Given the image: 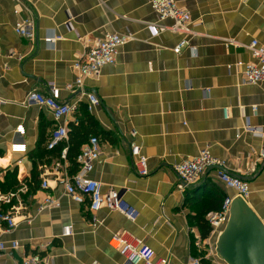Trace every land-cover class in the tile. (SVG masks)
<instances>
[{
    "label": "crops",
    "instance_id": "obj_1",
    "mask_svg": "<svg viewBox=\"0 0 264 264\" xmlns=\"http://www.w3.org/2000/svg\"><path fill=\"white\" fill-rule=\"evenodd\" d=\"M177 3L192 16L187 32L172 31L174 21H161L151 0H0V190L11 189L10 180L31 183L35 174L39 185L44 174L55 180V166L70 146L72 125L81 122L88 132L83 142L95 136L102 150L90 177L104 191L120 190L134 217L107 208L94 214L59 187L38 189L27 197L33 223H23L5 237L19 240L22 247L0 258V264H21L28 254L41 255L46 264H124L129 254L113 248L111 241L126 234L144 241L156 260L168 264H188L201 253H210L212 264L222 263L215 249L228 221L204 239L195 218L236 192L213 171L185 191L177 188L176 165L206 147L225 162L229 173L249 183L246 201L264 223V160H259L264 152V82L244 84L236 66L254 62L245 48L253 40L264 45V0ZM27 18L36 21L34 41L15 32L16 23ZM150 24L160 26L158 36L152 35ZM108 33H131L133 40L99 80L86 81V89L100 100L89 111L87 98L66 86L75 80V60ZM54 36L61 38L55 46L45 43ZM52 84L59 101L78 102L79 108L69 118V140L48 151L57 122L48 109L24 103L31 91L47 93ZM248 122L261 133L248 131ZM134 140L149 159L151 174L146 178L133 164ZM14 144H25L28 153H12ZM66 164L70 173L77 171L72 159ZM47 194L60 198L61 207L40 214L39 203ZM66 226H72L71 236H63Z\"/></svg>",
    "mask_w": 264,
    "mask_h": 264
},
{
    "label": "built area",
    "instance_id": "obj_2",
    "mask_svg": "<svg viewBox=\"0 0 264 264\" xmlns=\"http://www.w3.org/2000/svg\"><path fill=\"white\" fill-rule=\"evenodd\" d=\"M151 6L157 13L160 20L171 19L174 32H187L193 25L192 16L184 8L179 7L177 0H151ZM16 13H19L17 10ZM152 35L158 36L161 32L160 26L149 25ZM15 32L28 41L36 39V21L33 18L20 20L16 23ZM61 40L60 37H49L45 43L50 46ZM133 40L131 33L119 34L108 33L104 38L93 46H87L83 54L75 60L72 69L75 73V80L66 86V90L72 94H79L81 98H87L89 111H92L100 104L96 94L86 89L87 80H99L102 71L107 66H114L118 61L120 49ZM226 45H235L233 40H224ZM184 43L175 49V53L181 52ZM252 55L254 62H238L236 66L241 70L243 83L246 85H258L264 82V45L253 40L245 47ZM58 89L55 85L50 86L47 93L33 90L26 99L25 105H36L48 109L53 115L57 125L51 132L46 144L48 151H53L69 140L70 128L69 118L74 115L79 108L78 102L65 103L57 99ZM209 94V90H207ZM81 100V99H80ZM257 110V108H253ZM246 129L256 133H261L258 128H253L247 124ZM135 138L136 133L132 134ZM131 155L136 172L140 177L146 178L151 174L149 159L142 154L141 146L134 140L130 144ZM11 152L16 154H27L28 148L25 144H14ZM102 155L99 139L95 136L89 138L80 149L75 159L77 171L69 172L68 148L61 153V161L55 166V180H49L44 174L39 191H54L58 187L63 189L65 196L79 205H87L92 213H97L102 208H107L112 212H121L130 220H133V210L126 204L122 192L115 188L104 191L101 182L90 177L96 163ZM259 160H264V152ZM175 171L180 179L178 190L185 191L188 187L200 182L209 172H215V178L226 188L234 190L236 197H226L221 209L212 212L207 216V221L212 232H217L229 219L232 203L235 198H242L245 201L251 195L249 183L242 177L229 173L225 168V162L216 158L209 147L200 150L194 158H188L178 163ZM30 183L27 180H19L18 186L13 189L0 190V258L10 256L19 251L22 244L19 240H7L6 236L12 234L21 224H32L34 218L29 214L27 197L30 195ZM61 199L52 194H47L41 200L38 212L41 214L50 209H59ZM96 222V218L94 219ZM73 234L72 226L63 229V236ZM201 247V241L197 242ZM111 246L118 251L129 254L124 264H168L166 260H156V254L144 241L134 238L129 234L116 236L111 241ZM210 260V253L205 256ZM21 264H46L44 258L39 254H28L24 256ZM188 264H204L201 257H192Z\"/></svg>",
    "mask_w": 264,
    "mask_h": 264
},
{
    "label": "water",
    "instance_id": "obj_3",
    "mask_svg": "<svg viewBox=\"0 0 264 264\" xmlns=\"http://www.w3.org/2000/svg\"><path fill=\"white\" fill-rule=\"evenodd\" d=\"M215 250L225 264H264V223L244 199H234Z\"/></svg>",
    "mask_w": 264,
    "mask_h": 264
},
{
    "label": "trees",
    "instance_id": "obj_4",
    "mask_svg": "<svg viewBox=\"0 0 264 264\" xmlns=\"http://www.w3.org/2000/svg\"><path fill=\"white\" fill-rule=\"evenodd\" d=\"M86 120L88 121L89 125H91V126L94 125V122L90 116H88ZM87 135H88V132L83 130V124L81 122H78V123H75L74 125H72L71 142H70V146L68 148V158L73 160V164L75 162L77 155L79 154V151H78L79 145L81 142H83L85 140ZM85 143H86V141H85ZM83 144H84V142H83ZM74 165L76 167V163ZM14 174L16 175V173H14ZM38 176L39 175L35 174L34 180H31V183H30V187H31L30 192L31 193L36 192V190H38L39 187L41 186V183H40V185L38 184V181H39ZM10 181H11L10 186H13L11 189L16 188L18 186V180H10ZM224 200H225V198L223 199V202H224ZM223 202L218 206L208 207V208L204 209L202 211V213H200L199 215H196L195 219L197 220V225L200 228L202 238L207 239L210 237V235L212 233V229H211V227L207 221V216L212 212L219 211L223 205ZM205 256L206 255L201 253L200 255H197L195 257H201L203 259L204 264H212L210 260H207L205 258Z\"/></svg>",
    "mask_w": 264,
    "mask_h": 264
},
{
    "label": "rangeland",
    "instance_id": "obj_5",
    "mask_svg": "<svg viewBox=\"0 0 264 264\" xmlns=\"http://www.w3.org/2000/svg\"><path fill=\"white\" fill-rule=\"evenodd\" d=\"M215 264V263H214ZM216 264H224L223 262L222 263H220V262H217Z\"/></svg>",
    "mask_w": 264,
    "mask_h": 264
}]
</instances>
